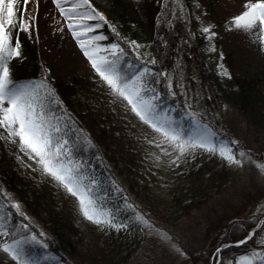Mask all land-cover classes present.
Returning <instances> with one entry per match:
<instances>
[{
	"label": "rangeland",
	"instance_id": "1",
	"mask_svg": "<svg viewBox=\"0 0 264 264\" xmlns=\"http://www.w3.org/2000/svg\"><path fill=\"white\" fill-rule=\"evenodd\" d=\"M163 2L89 0L92 8L105 17L103 21H86L93 26L101 24L89 36L104 37L91 43L102 50L112 44L119 45L123 52H117L118 71L128 52L146 62L140 64V69L129 78L139 76L145 68L152 69L148 65L153 64L152 61L158 63L151 49L150 38L154 34L156 12ZM187 2V16L193 22L195 36L201 37L198 52L209 75L202 78L195 69L198 64L183 59L178 50L170 68L163 72L164 77L159 78L156 73V82L143 77L146 94L148 97H156L153 102L157 113L169 119L172 127L181 131L185 138L198 136L204 131L203 126L207 125L215 133L212 139L217 148L231 149L242 163H229L219 154L213 155L199 149L173 163L176 154L166 156L157 147L161 140L160 134L126 107V102L118 100L119 105L115 110L119 116L117 109L120 108L126 131L122 137L123 140L131 141L135 164L128 170L112 151L100 152L94 156L97 166L89 173L91 180L95 181L91 187L98 205L114 214L115 223L127 225L126 228L116 229L98 226L84 218L77 197L42 172L37 163L21 151L18 138L16 143H12L5 129L0 128V140L12 156L13 169L34 186L44 185L47 190H52L53 201L58 204L62 198L67 197L73 202L77 250L63 260L60 255L65 253L61 254V245L56 236L30 213V206L19 195L1 188L8 206L23 218L24 225H28L26 234L30 238V246L33 252L39 254V261L36 262L32 259L34 253H29L26 245L23 252L31 264H77L70 259L79 261V255L88 256L89 260L97 261L98 264L104 263L106 256L113 257L110 258V264H238L241 257L250 256L252 252L264 254V170L257 167L264 165V133L254 130L230 96H220L216 92V89L226 86V78L249 77L251 74L264 76V42L261 40L264 33L258 28L248 32L234 28L233 17L246 10V0ZM63 6L72 7L71 3ZM17 7H27L28 12L35 16L28 32L15 33V39L21 44V56L13 57L10 61L21 65L11 75V79L28 76L25 81H19L18 86H35L42 80L56 79L71 83L74 78L81 77L90 88L92 83L94 90L101 95H114L84 55L78 40L73 36V29L67 26L70 21L61 15L53 0H32L28 5H23L21 0ZM205 27L210 29L208 33L203 31ZM75 30L80 31L78 27ZM213 32L214 36L211 35ZM83 38L88 42V37ZM23 43L27 44L24 46ZM100 54L112 58L107 51H101ZM33 60L37 62V69L32 70L30 63ZM32 71L37 73L32 75ZM212 82L216 83V87ZM161 88H165L177 101H158L162 95ZM74 96L85 99V95L78 89ZM87 97L90 102L95 100L91 93ZM176 113L182 114L183 119L176 118ZM52 115L59 120L60 127L61 119ZM163 147L172 151L166 143ZM240 152L246 155L240 156ZM157 156L160 157L158 160ZM203 164L206 173L203 176L202 173L196 174L195 171ZM224 171V182L216 178L206 180L212 173ZM105 183L112 188L109 191L112 196L120 195L118 203L105 204ZM85 184L88 183L85 181ZM188 185L192 189L200 186L203 191L193 189L188 192ZM181 198L183 201L180 203ZM13 203L20 205L19 211L12 206ZM181 206H187V209ZM20 212L24 215H20ZM137 215H142L149 224L136 220ZM238 220L253 221L254 228L249 234L247 231L248 247L245 245L237 251L222 254L221 248L233 245L224 239L231 229L239 230ZM165 233L169 239L164 238ZM33 235L36 236L35 241L31 239ZM249 236L252 238L249 239ZM6 238L0 235V245L4 242L12 243ZM64 247L70 251L67 246ZM177 248L180 251H176ZM79 263L86 264V260ZM0 264L18 262L0 248ZM255 264L260 262L256 261Z\"/></svg>",
	"mask_w": 264,
	"mask_h": 264
},
{
	"label": "snow or ice",
	"instance_id": "2",
	"mask_svg": "<svg viewBox=\"0 0 264 264\" xmlns=\"http://www.w3.org/2000/svg\"><path fill=\"white\" fill-rule=\"evenodd\" d=\"M31 2L32 0H22L23 5ZM53 2L59 8L61 15L70 21L68 28L73 29V36L78 40L84 55L91 61L92 67L109 86L115 97L126 102V107L160 134L161 140L157 147L166 156L176 154V160L172 161L173 163L185 155L195 153L198 149L213 155L219 154L229 163L237 165L242 163L231 149L217 148L212 139L215 133L207 125L203 126L204 131L198 136L185 138L181 131L172 127L169 119L157 113L153 102L156 97L147 96L146 84L143 80V77L150 72L149 69L145 68L144 72L133 78L121 75L118 71L117 52L122 53L123 50L119 48V45L112 44L108 49L102 50L91 43V41L102 40L104 37L89 36L95 29L100 28L101 24L97 23L93 26L86 21L96 19L103 21L105 17L92 8L89 0H53ZM19 3L21 0H0V128L5 129L12 143H16V138H18L21 151L25 152L29 159L34 160L42 172L51 176L68 193L77 197L79 210L84 218L98 226L126 228L127 225L114 222V214L110 210L102 209V206L98 205L92 195L91 185L95 181L90 180V183L85 184V180L89 178L81 171L82 165L73 159L68 141L59 135L62 131L59 127V120L52 115L50 108L44 103L45 99L49 104L56 102L54 91L43 81L35 86H18L11 79L8 62L13 57L21 56V44L18 39H15V33L17 31L28 32L35 21V16L28 12L27 7H17ZM67 3H71L72 7L65 8L63 5ZM244 7L245 11L233 17L234 28L246 32L258 28L261 33H264V0H256L254 3L252 0H246ZM78 20L82 22L76 23ZM77 27L80 31L75 30ZM209 30L208 27L203 29L205 33ZM211 35L214 36L215 33ZM83 37H88V42ZM261 40L264 42V36ZM101 51H107L112 58L109 59L108 55H101ZM41 88L45 89L44 97L40 96ZM54 119H56L55 123H53ZM165 143L171 148V152L163 147ZM239 155L245 156L246 153L240 152ZM159 158V156L156 157L157 160ZM257 167L264 170V165H257ZM12 206L17 211L20 210L18 203H13ZM20 215L24 213L20 212ZM136 220L149 224V221L142 215H137ZM2 221L3 217H0V235L8 236L10 233ZM23 227L27 228L28 225H23ZM164 238L169 239L166 233ZM251 238L249 236V239ZM31 239L35 241L36 236L33 235ZM22 243L21 240H13L12 243L4 242L0 248L18 264H31L25 258ZM240 243H245V241L241 240ZM176 251L180 250L177 248ZM256 261L264 264V254L252 252L250 256L241 257L238 264H255Z\"/></svg>",
	"mask_w": 264,
	"mask_h": 264
},
{
	"label": "trees",
	"instance_id": "3",
	"mask_svg": "<svg viewBox=\"0 0 264 264\" xmlns=\"http://www.w3.org/2000/svg\"><path fill=\"white\" fill-rule=\"evenodd\" d=\"M188 5L187 0H165L164 4L158 9L153 23L154 34L150 38L152 41L151 49L158 63L148 64L152 68L144 76L148 80L156 82V73L159 78L164 77L161 75V71H167L170 68L173 56L177 54L178 50L182 54L183 59L189 63L195 61L198 64L195 69L202 78H206L209 75V72L203 66L202 57L198 52L201 37L195 36L193 22L187 16ZM173 6L175 7L174 10L172 9ZM8 63L10 75H14L21 64ZM145 63V61L140 60L133 53L128 52L121 62L119 71L122 75L125 74V77H129L140 69V64L143 65ZM30 64L32 70L37 69V62L35 60ZM19 72L21 73L22 71ZM36 73L32 71V75ZM25 77L27 78L28 76ZM25 77L19 78L18 80H26ZM35 78L39 80L37 77ZM18 80L15 81L17 84ZM42 81L54 91V100L56 101L49 104L48 100L45 99L44 103L50 108L52 114L57 115L61 119L60 128L62 131L59 135H62L68 140L73 158L82 165L81 171L89 178L85 180L87 183H90L91 180L89 173L97 166L94 156L100 152L112 151V154L123 165L129 168L128 170L132 168V165L135 164L133 161L134 152L130 146L131 141L123 140L124 137L122 136H124L126 131L124 132L125 126L122 120L123 117L121 118L120 116V108L117 109L119 116L115 110L119 105L115 95H101V93L94 90L92 83L90 88L88 83L81 77L74 78L71 83L58 79L54 81ZM224 81L226 86L216 89V92L220 96L224 94L225 96H230L233 102L241 108L243 117L253 126L254 130L264 133V76L259 74H251L249 77L234 76L226 78ZM212 84L216 87V83L212 82ZM158 87L157 89H159ZM77 89L85 95V99L81 97L75 98L74 95ZM160 91L162 95L158 101L163 99H167V102L170 103L177 101L168 94L165 88H161ZM39 93L41 97H44L46 94L45 89L41 88ZM89 93L94 95V101L91 100L90 102V98L87 97ZM181 116L179 113L175 114V117L178 119H182ZM8 152L7 146L0 140V205H2L0 207V217H3L2 222L6 224V228L10 233L6 240H21L23 241V251L26 249V245L29 253L32 251L30 238L26 234L28 229L23 227L24 220L8 206V202L2 194V187L19 195L23 202L27 206H30L32 210L29 209L30 213L40 221L44 228L56 236L55 238L61 245V247L58 245L61 248V254L65 253L60 256H62L63 260L66 259L64 257L71 256L70 254H73V251L77 250L78 238L76 236L72 200L69 197L62 198L60 204H58L57 201H53L52 190H47L44 185L36 187L29 180L25 181L13 169L12 156ZM206 170L203 164L195 173L198 175L202 173L201 175L203 176ZM192 173L194 172L192 171ZM225 177L224 171L218 174L212 173L206 180L212 181L216 178L220 182H224ZM111 189L107 183L104 184V191L108 193V196L104 199L107 205L113 202L118 203L120 199L119 194L116 195L117 197L112 196V193L109 192ZM193 189L203 191L200 186H194ZM193 189L192 186L188 185V192ZM181 201H183L182 198L180 199V203ZM182 208L186 210L187 206ZM237 222L240 224L239 230L231 229L230 233H227L226 239H224L225 241L231 242L242 239L253 225V221L238 220ZM32 228L35 230L34 227ZM46 241L50 242L49 240ZM248 242L247 240L241 245L223 248L220 252L223 254L230 251H237L240 247L242 248L245 245L247 247ZM64 246H67L70 251H67ZM58 251L60 252V250ZM33 253L35 256L32 259L38 262L39 254L36 252ZM79 256L81 259L79 261L83 262L86 260V264H98L97 261L92 262L89 260L88 256ZM110 258L113 259L111 256H106L104 263L110 264L112 261ZM70 260L74 263L81 264L74 258Z\"/></svg>",
	"mask_w": 264,
	"mask_h": 264
}]
</instances>
